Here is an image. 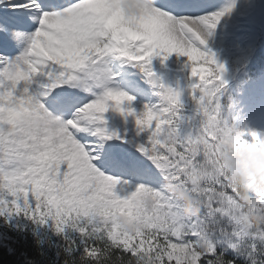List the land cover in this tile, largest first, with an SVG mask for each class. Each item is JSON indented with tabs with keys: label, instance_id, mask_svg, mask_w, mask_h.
<instances>
[{
	"label": "snow or ice",
	"instance_id": "snow-or-ice-1",
	"mask_svg": "<svg viewBox=\"0 0 264 264\" xmlns=\"http://www.w3.org/2000/svg\"><path fill=\"white\" fill-rule=\"evenodd\" d=\"M246 91L264 0H0V264H264Z\"/></svg>",
	"mask_w": 264,
	"mask_h": 264
},
{
	"label": "rangeland",
	"instance_id": "rangeland-1",
	"mask_svg": "<svg viewBox=\"0 0 264 264\" xmlns=\"http://www.w3.org/2000/svg\"><path fill=\"white\" fill-rule=\"evenodd\" d=\"M173 60H175V57H173ZM232 104V114L239 116L237 123L242 127L258 131L264 136V116L259 114L261 111H264V99L255 97L246 91Z\"/></svg>",
	"mask_w": 264,
	"mask_h": 264
},
{
	"label": "clouds",
	"instance_id": "clouds-1",
	"mask_svg": "<svg viewBox=\"0 0 264 264\" xmlns=\"http://www.w3.org/2000/svg\"><path fill=\"white\" fill-rule=\"evenodd\" d=\"M256 159L264 160V157H261L259 154H256ZM228 161H229L230 165L233 166L230 169V171L235 173L236 169H235L234 158L228 157ZM250 171H251L252 175L256 178V181H257L258 185L264 186V184H261V174H260V172L257 169H251ZM231 179L233 180L234 183H236L237 185L241 186V196H242V199L244 200V202L246 204L251 205L252 202H253L252 198L248 194V191L243 188V184L245 183L244 177L234 174L231 177ZM179 198L182 199L185 202V207H184L185 214H188V213H193L194 214V213L199 211V207L195 206L194 200L192 198H189L186 194L180 193L179 194ZM258 223H264V216L258 217Z\"/></svg>",
	"mask_w": 264,
	"mask_h": 264
},
{
	"label": "trees",
	"instance_id": "trees-1",
	"mask_svg": "<svg viewBox=\"0 0 264 264\" xmlns=\"http://www.w3.org/2000/svg\"><path fill=\"white\" fill-rule=\"evenodd\" d=\"M227 102H229V100L227 98H225L224 103L226 104Z\"/></svg>",
	"mask_w": 264,
	"mask_h": 264
}]
</instances>
